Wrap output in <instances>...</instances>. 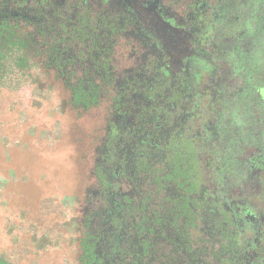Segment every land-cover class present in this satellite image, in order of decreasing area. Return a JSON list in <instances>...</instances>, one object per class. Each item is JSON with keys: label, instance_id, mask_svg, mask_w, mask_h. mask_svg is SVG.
I'll return each mask as SVG.
<instances>
[{"label": "flooded vegetation", "instance_id": "flooded-vegetation-1", "mask_svg": "<svg viewBox=\"0 0 264 264\" xmlns=\"http://www.w3.org/2000/svg\"><path fill=\"white\" fill-rule=\"evenodd\" d=\"M47 3L40 18L56 24L38 31L113 87L84 264H264V132L255 140L251 122L254 96L264 110V0Z\"/></svg>", "mask_w": 264, "mask_h": 264}, {"label": "rangeland", "instance_id": "rangeland-1", "mask_svg": "<svg viewBox=\"0 0 264 264\" xmlns=\"http://www.w3.org/2000/svg\"><path fill=\"white\" fill-rule=\"evenodd\" d=\"M119 46L125 67L126 46ZM62 47L56 36L24 23L0 27L2 264L86 260V187L113 87L67 63ZM262 106L254 96L255 140L264 132Z\"/></svg>", "mask_w": 264, "mask_h": 264}, {"label": "trees", "instance_id": "trees-1", "mask_svg": "<svg viewBox=\"0 0 264 264\" xmlns=\"http://www.w3.org/2000/svg\"><path fill=\"white\" fill-rule=\"evenodd\" d=\"M0 0V27H8L13 23H26L29 26H33L36 30L43 27H53L56 24L49 17L44 19L40 18V15L44 13L46 6H48L47 0ZM29 4L28 9L29 17L22 16L21 9ZM55 23V24H54ZM52 29V28H51ZM43 188V187H41Z\"/></svg>", "mask_w": 264, "mask_h": 264}]
</instances>
